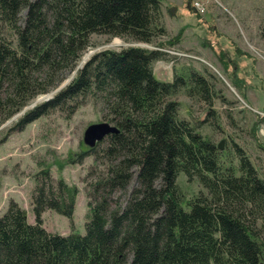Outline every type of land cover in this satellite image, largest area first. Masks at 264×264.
<instances>
[{
  "label": "trees",
  "instance_id": "1",
  "mask_svg": "<svg viewBox=\"0 0 264 264\" xmlns=\"http://www.w3.org/2000/svg\"><path fill=\"white\" fill-rule=\"evenodd\" d=\"M93 35L137 44L79 67ZM168 37L162 0H0V126L56 90L9 133L89 102L118 131L69 159L95 162L85 233L45 227L48 210L73 216L78 193L46 167L34 177L33 222L15 200L0 215V264H264V177L242 146L231 141L227 152L201 131L220 130L215 103L233 101L206 70L184 65L158 79L155 63L178 41ZM179 94L205 104V116L181 117ZM181 174L200 186L194 198Z\"/></svg>",
  "mask_w": 264,
  "mask_h": 264
},
{
  "label": "rangeland",
  "instance_id": "2",
  "mask_svg": "<svg viewBox=\"0 0 264 264\" xmlns=\"http://www.w3.org/2000/svg\"><path fill=\"white\" fill-rule=\"evenodd\" d=\"M162 2L164 23L170 36L178 41L168 47L169 60L155 63V76L163 81L171 80L174 68L179 69L184 65L192 66L199 72L206 70L212 73L216 89L233 104L227 105L217 100L214 108L220 114L221 129L215 127L213 122L205 125L201 131L210 135L216 143H222L227 152L231 141L242 146L264 177V0ZM202 8L204 13L200 10ZM116 39H119V44H115ZM135 44L120 38L93 35L91 46L82 55L78 66L91 52L92 56L102 50H119ZM74 74L68 75L60 88L69 83ZM55 92L36 99L0 126V215L6 211L9 201L15 200L33 222L31 196L34 177L47 167L55 178H63L68 185L76 187L78 193L73 216L68 218L48 210L43 213L45 227L53 233L69 234L75 231L84 234L88 213L85 177L95 162L92 157L75 164L70 163L69 159L84 150V134L88 126L107 122L104 106L89 102L71 118L56 113L34 121L22 132L9 133V129L27 111L48 100ZM174 99L180 103L181 117L188 120L198 121L208 111L205 104L184 94ZM178 181L187 199L194 198L200 190V186L196 182H188L184 174Z\"/></svg>",
  "mask_w": 264,
  "mask_h": 264
},
{
  "label": "water",
  "instance_id": "3",
  "mask_svg": "<svg viewBox=\"0 0 264 264\" xmlns=\"http://www.w3.org/2000/svg\"><path fill=\"white\" fill-rule=\"evenodd\" d=\"M85 62L86 61H84L83 64ZM83 64H81L79 67H81ZM49 98H51V96ZM117 132V129L108 122L91 124L85 131L84 143L86 146L93 147L97 142L103 140L107 135ZM219 148H223L222 143L219 144Z\"/></svg>",
  "mask_w": 264,
  "mask_h": 264
},
{
  "label": "bare ground",
  "instance_id": "4",
  "mask_svg": "<svg viewBox=\"0 0 264 264\" xmlns=\"http://www.w3.org/2000/svg\"><path fill=\"white\" fill-rule=\"evenodd\" d=\"M115 44H119V39H116V40H115ZM91 54H92V52L89 53V54H87V55L83 58V61H82V62L87 61L88 58L91 56ZM82 64H83V63H82ZM47 95H48V94H47ZM44 96H46V95H44ZM44 96H40V97H38L37 99H41V98L44 97Z\"/></svg>",
  "mask_w": 264,
  "mask_h": 264
},
{
  "label": "built area",
  "instance_id": "5",
  "mask_svg": "<svg viewBox=\"0 0 264 264\" xmlns=\"http://www.w3.org/2000/svg\"><path fill=\"white\" fill-rule=\"evenodd\" d=\"M200 10H201L202 13L205 12L204 8H202V9H200ZM180 54H182V53H180ZM179 56H182V55H179ZM182 57L189 58L190 56H189V55H183ZM262 129H263V131H264V123L262 124Z\"/></svg>",
  "mask_w": 264,
  "mask_h": 264
},
{
  "label": "crops",
  "instance_id": "6",
  "mask_svg": "<svg viewBox=\"0 0 264 264\" xmlns=\"http://www.w3.org/2000/svg\"><path fill=\"white\" fill-rule=\"evenodd\" d=\"M243 68H246V67H243ZM243 68H241V73L242 74H244L243 72H242V70H243ZM230 69V68H229ZM235 70V69H234ZM249 69H247V71H248ZM250 71V70H249ZM229 73H230V70H229ZM249 74V73H248Z\"/></svg>",
  "mask_w": 264,
  "mask_h": 264
}]
</instances>
